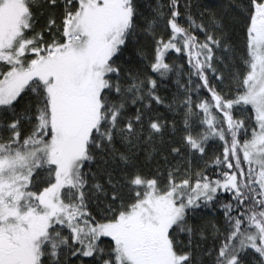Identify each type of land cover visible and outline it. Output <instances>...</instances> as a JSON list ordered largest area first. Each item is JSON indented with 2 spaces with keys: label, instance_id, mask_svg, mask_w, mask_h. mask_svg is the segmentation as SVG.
<instances>
[{
  "label": "snow or ice",
  "instance_id": "1",
  "mask_svg": "<svg viewBox=\"0 0 264 264\" xmlns=\"http://www.w3.org/2000/svg\"><path fill=\"white\" fill-rule=\"evenodd\" d=\"M0 264H264V0H0Z\"/></svg>",
  "mask_w": 264,
  "mask_h": 264
},
{
  "label": "trees",
  "instance_id": "2",
  "mask_svg": "<svg viewBox=\"0 0 264 264\" xmlns=\"http://www.w3.org/2000/svg\"><path fill=\"white\" fill-rule=\"evenodd\" d=\"M208 2H209V0H200V3H208ZM223 2H224V0H215V3H217V4H220V3H223Z\"/></svg>",
  "mask_w": 264,
  "mask_h": 264
}]
</instances>
